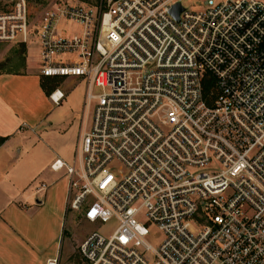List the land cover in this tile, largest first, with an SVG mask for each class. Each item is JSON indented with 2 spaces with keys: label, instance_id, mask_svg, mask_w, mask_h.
Returning <instances> with one entry per match:
<instances>
[{
  "label": "built area",
  "instance_id": "2783aa9c",
  "mask_svg": "<svg viewBox=\"0 0 264 264\" xmlns=\"http://www.w3.org/2000/svg\"><path fill=\"white\" fill-rule=\"evenodd\" d=\"M177 1L57 2L29 29L28 0H0V41L36 35L39 74L86 85L90 125L50 165L66 210L115 222L85 264H264V0L179 1L175 20Z\"/></svg>",
  "mask_w": 264,
  "mask_h": 264
},
{
  "label": "crops",
  "instance_id": "0c3cea01",
  "mask_svg": "<svg viewBox=\"0 0 264 264\" xmlns=\"http://www.w3.org/2000/svg\"><path fill=\"white\" fill-rule=\"evenodd\" d=\"M26 45L21 69L0 71V264H47L59 259L56 257L57 244L46 251L39 248V225L53 230L57 242L68 185L65 169L54 171L50 168L56 158L63 161L68 158V155L61 157L57 153L55 158L44 163L50 170L47 183L41 182L46 184V188L38 190L41 183L33 184L39 177V147H36L33 138L36 136L39 141L36 132L51 112L41 116L39 103L48 100L54 104L49 95L59 87L48 83L47 79L52 78L39 74V64L35 68L28 65L29 59L39 58V42L37 49L32 48L36 52L30 54ZM72 78L84 82L80 78ZM87 127L85 123L76 147ZM5 156H8L7 159ZM14 163L19 165L11 167L16 165ZM61 178L65 179V194L62 192L58 196L50 187L54 180ZM49 202L55 203L54 209L48 216L39 219V205ZM43 221L47 222L39 224Z\"/></svg>",
  "mask_w": 264,
  "mask_h": 264
},
{
  "label": "rangeland",
  "instance_id": "374dc122",
  "mask_svg": "<svg viewBox=\"0 0 264 264\" xmlns=\"http://www.w3.org/2000/svg\"><path fill=\"white\" fill-rule=\"evenodd\" d=\"M111 1L112 0H38L37 2L35 0H28L30 12L28 27L29 29H34L40 20L42 12L57 2L108 6ZM179 1L184 7L192 10L199 9L202 6L201 0ZM58 27L60 30H64L62 31L64 35H71L75 32L79 33L81 30L78 24L68 23L63 20L58 23ZM25 44H27L26 46L28 47L29 54L32 51L36 52L32 48H38L37 36L34 35L33 38L26 41ZM25 53L26 47L25 51L22 52L20 41H0V71L21 69L24 63ZM32 59L33 58L28 61V65L31 68H35L38 64L40 65V58H35L31 61ZM62 79L63 78L47 79L50 85L58 86L64 93V97L59 104L54 105L48 100L39 103V109L42 110L41 116L47 114L48 111L51 112L36 132L39 135V141L36 136L33 138L36 147H39V177L35 178L36 180L33 184L41 182L47 183L50 170L44 166V163L50 158H55L56 153L61 157L68 155V160L66 159L65 161H71L83 125L86 123V126H89L91 122V110L85 112L86 110L84 109V82L77 81L72 77H67L64 81L59 82ZM7 157L5 156V159H7ZM14 164L16 165H11V167L14 166L15 168L19 165L18 163ZM64 184V178L54 180L50 190L58 196H60L62 192L65 194ZM51 202L46 205H39V219L45 215L48 216L54 209L55 203L53 202L51 204ZM64 204V209L62 210L60 218L61 224L57 242L54 239L53 230L51 231L50 229H46L45 226L39 225V248H44L46 251L57 244L56 257L59 258L56 260L57 264H85L79 253L80 242L93 230L109 234L113 230L115 222L103 224L87 222L82 218L79 212L66 210V200H64ZM48 219L50 220V218ZM46 222L47 221H43L42 223L39 222V224Z\"/></svg>",
  "mask_w": 264,
  "mask_h": 264
},
{
  "label": "water",
  "instance_id": "95a60500",
  "mask_svg": "<svg viewBox=\"0 0 264 264\" xmlns=\"http://www.w3.org/2000/svg\"><path fill=\"white\" fill-rule=\"evenodd\" d=\"M182 10H183V7H182L181 3L179 1H177L171 6L169 13L172 15V17L175 20H178L179 14Z\"/></svg>",
  "mask_w": 264,
  "mask_h": 264
},
{
  "label": "trees",
  "instance_id": "16d2710c",
  "mask_svg": "<svg viewBox=\"0 0 264 264\" xmlns=\"http://www.w3.org/2000/svg\"><path fill=\"white\" fill-rule=\"evenodd\" d=\"M35 1H37L38 2V0H35ZM1 5V4H0ZM20 44H21V50H22V52H24L25 51V43H23V42H20ZM52 79H57V78H52ZM43 85H44V83H43ZM211 85H212V81L209 79H207L205 82H204V84H203V87H204V91L205 92H208L209 91V89H210V87H211ZM1 140H2V138H0V142H1Z\"/></svg>",
  "mask_w": 264,
  "mask_h": 264
}]
</instances>
